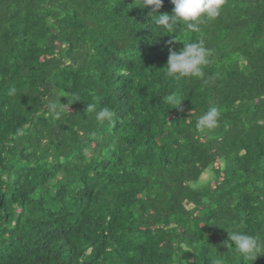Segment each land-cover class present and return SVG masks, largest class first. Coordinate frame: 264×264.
Wrapping results in <instances>:
<instances>
[{
	"label": "trees",
	"instance_id": "1",
	"mask_svg": "<svg viewBox=\"0 0 264 264\" xmlns=\"http://www.w3.org/2000/svg\"><path fill=\"white\" fill-rule=\"evenodd\" d=\"M138 6L0 0V264H252L228 228L264 244V0L172 34ZM193 42L203 75L167 76Z\"/></svg>",
	"mask_w": 264,
	"mask_h": 264
},
{
	"label": "clouds",
	"instance_id": "2",
	"mask_svg": "<svg viewBox=\"0 0 264 264\" xmlns=\"http://www.w3.org/2000/svg\"><path fill=\"white\" fill-rule=\"evenodd\" d=\"M164 0H142L140 8H150L149 15L155 19L156 26L160 27L167 34H172L177 24H183L189 31L198 30L199 25L204 20H215L219 17L225 0H172L174 8L171 14H158L163 6ZM153 13L158 16L153 17ZM175 40L169 41L172 44ZM170 55L166 66V75L179 80L182 77H200L203 75V68L209 63L208 50L202 43H184V46L177 52L174 48H170ZM13 92L15 89L12 90ZM169 102L172 97H168ZM182 103V102H181ZM180 103V105H181ZM91 109V106H87ZM53 115L58 117L60 115L57 111L56 105H52ZM111 111L108 108H102L96 113L98 121H104L111 118ZM219 111L216 107H211L208 112L202 115L197 120L198 129H211L217 123ZM231 242H234V246ZM229 251L234 247L236 252L247 260H251L254 264L255 260L264 255V244H262L256 237L245 232L229 229L228 239L224 242ZM213 264H222L220 259L213 261Z\"/></svg>",
	"mask_w": 264,
	"mask_h": 264
}]
</instances>
